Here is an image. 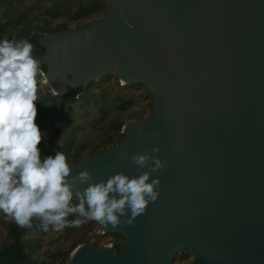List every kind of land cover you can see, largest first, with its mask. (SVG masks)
<instances>
[{"label":"water","instance_id":"95a60500","mask_svg":"<svg viewBox=\"0 0 264 264\" xmlns=\"http://www.w3.org/2000/svg\"><path fill=\"white\" fill-rule=\"evenodd\" d=\"M102 1L94 25L39 39L44 84L62 96L115 73L144 85L152 110L105 154L69 163L71 175L134 177L145 151L164 167L132 225L96 222L124 238L122 254L84 243L66 264H174L183 251L191 264H264V0Z\"/></svg>","mask_w":264,"mask_h":264},{"label":"clouds","instance_id":"9594fccd","mask_svg":"<svg viewBox=\"0 0 264 264\" xmlns=\"http://www.w3.org/2000/svg\"><path fill=\"white\" fill-rule=\"evenodd\" d=\"M32 53L33 45L27 39L0 40V212L21 228H32L36 219L38 227L47 230L51 226L56 232L88 221L104 228L132 225L158 199L160 180L151 179V174L162 169L164 162L145 151L131 157L137 176L121 172L94 182L87 170L72 176L63 152L42 160L38 146L43 133L35 122L37 77L44 83L48 80L41 61ZM159 151V147L153 149ZM85 184L81 192L78 185ZM74 197L76 205L72 204ZM129 212L131 218L121 221ZM71 215L77 218L69 220Z\"/></svg>","mask_w":264,"mask_h":264},{"label":"trees","instance_id":"16d2710c","mask_svg":"<svg viewBox=\"0 0 264 264\" xmlns=\"http://www.w3.org/2000/svg\"><path fill=\"white\" fill-rule=\"evenodd\" d=\"M105 13L102 0H0V40L27 39L33 45L32 55L41 61L45 72L40 38L92 26ZM100 15L102 17L97 20ZM37 79L39 88L42 78L38 76ZM45 89V96L36 102L35 121L43 133L38 146L42 160L63 152L68 163L77 164L105 154L119 143L121 130L127 122L144 119L145 108L132 111L136 105L149 100L152 110V95L146 87L141 84L119 85L115 73L62 96L53 94L47 87ZM77 203L74 197L72 204ZM76 218L75 215L68 217L69 220ZM32 223V228H21L15 220L0 213V264H66L80 240L55 250L50 245L66 244L77 232L97 226L95 221H88L81 227H66L56 232L51 226L47 230L38 227L36 219ZM105 237L112 243L113 253L120 255V244L115 243L114 238H124L119 234ZM185 254L192 253L180 252L174 261Z\"/></svg>","mask_w":264,"mask_h":264},{"label":"rangeland","instance_id":"374dc122","mask_svg":"<svg viewBox=\"0 0 264 264\" xmlns=\"http://www.w3.org/2000/svg\"><path fill=\"white\" fill-rule=\"evenodd\" d=\"M102 16L100 15L97 20L99 18H101ZM100 20V19H99ZM87 22H90V20H88ZM74 26H71V28H73ZM119 81V80H118ZM120 85V83H119ZM42 87L44 88V91L39 90L38 88V96L39 98H43L45 96V87L46 85L43 82V78H42ZM142 108H145V114H144V119L148 118L149 115L151 114V107H150V101L149 100H144L141 102V104L136 105L132 111L136 112V111H140ZM127 115V113H126ZM130 122H127L125 125L129 124ZM2 213V212H0ZM9 220H14L13 218H11L10 216H8ZM92 228V227H91ZM91 228H89L88 230H83V231H79L77 232L70 240L69 242H67L66 244H51L50 248L55 250L58 248H62V247H69L70 245H72V243L77 242L78 240H80V245L87 243V239H88V233L91 232ZM106 240H108V238L103 239L101 242H105ZM115 243L120 244V254L123 253L124 251V240L120 237L114 238ZM113 248V247H112ZM193 254H189V255H183L181 258H178L176 261H174V264H190L193 261Z\"/></svg>","mask_w":264,"mask_h":264},{"label":"built area","instance_id":"2783aa9c","mask_svg":"<svg viewBox=\"0 0 264 264\" xmlns=\"http://www.w3.org/2000/svg\"><path fill=\"white\" fill-rule=\"evenodd\" d=\"M106 235L103 234L102 229L97 225L91 228V232L88 233L87 243L95 244L96 247L101 246H110L112 247V243L109 241L101 242L105 239Z\"/></svg>","mask_w":264,"mask_h":264},{"label":"flooded vegetation","instance_id":"af4514ba","mask_svg":"<svg viewBox=\"0 0 264 264\" xmlns=\"http://www.w3.org/2000/svg\"><path fill=\"white\" fill-rule=\"evenodd\" d=\"M191 264V263H190Z\"/></svg>","mask_w":264,"mask_h":264}]
</instances>
